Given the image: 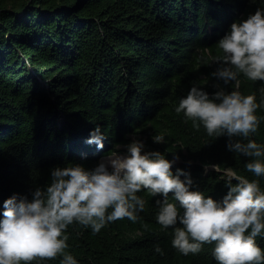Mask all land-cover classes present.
I'll return each mask as SVG.
<instances>
[{
    "label": "trees",
    "instance_id": "trees-1",
    "mask_svg": "<svg viewBox=\"0 0 264 264\" xmlns=\"http://www.w3.org/2000/svg\"><path fill=\"white\" fill-rule=\"evenodd\" d=\"M257 7L264 0H0V218L7 197L31 199L53 167L93 168L134 137L169 159L178 153L173 171H190L194 187L214 199L228 188L205 163L232 166L264 188V176L245 166L251 158L228 150L226 135L210 137L175 111L193 83L209 93L235 87L212 76L218 63L210 54L233 21ZM240 79V91L260 104L251 138L264 143V81ZM97 124L106 133L102 149L86 142ZM161 132L166 143L154 142ZM140 194L141 220L118 219L98 233L69 225L68 251L81 264H217L210 244L188 255L173 247L171 227L156 220L162 194ZM256 239L264 248V236Z\"/></svg>",
    "mask_w": 264,
    "mask_h": 264
},
{
    "label": "clouds",
    "instance_id": "clouds-1",
    "mask_svg": "<svg viewBox=\"0 0 264 264\" xmlns=\"http://www.w3.org/2000/svg\"><path fill=\"white\" fill-rule=\"evenodd\" d=\"M217 46L218 54H210L218 63L212 76L235 87L229 91L217 85L218 90L209 93L193 83L175 111L194 128L203 126L210 137L226 135L228 150L250 157L246 168L256 177L264 176V143L251 138L260 124V104L255 93L240 91L241 74L264 81V8L233 21ZM105 138L97 124L86 142L102 149ZM152 139L166 143L162 132ZM179 158L178 153L169 159L160 150H146L144 140L134 137L117 144L93 168L71 162L53 167L50 183L32 189L31 199L13 193L3 201L0 264H44L58 256L60 264H81L68 251L69 225L98 233L118 219L141 220L147 205L140 194L144 191L162 194L163 199L155 201L156 220L162 230L171 227L172 245L179 252L199 253L210 244L217 264H264V248L256 239L264 236V188L259 179H249L232 166L205 163V172L215 169L228 188L221 199H214L194 187L190 171H173ZM155 251L163 254L159 244Z\"/></svg>",
    "mask_w": 264,
    "mask_h": 264
},
{
    "label": "rangeland",
    "instance_id": "rangeland-1",
    "mask_svg": "<svg viewBox=\"0 0 264 264\" xmlns=\"http://www.w3.org/2000/svg\"><path fill=\"white\" fill-rule=\"evenodd\" d=\"M120 151H125V149L121 148V150H120Z\"/></svg>",
    "mask_w": 264,
    "mask_h": 264
}]
</instances>
